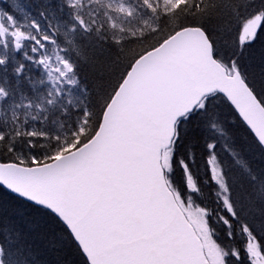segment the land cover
I'll return each instance as SVG.
<instances>
[{
	"label": "snow or ice",
	"instance_id": "snow-or-ice-1",
	"mask_svg": "<svg viewBox=\"0 0 264 264\" xmlns=\"http://www.w3.org/2000/svg\"><path fill=\"white\" fill-rule=\"evenodd\" d=\"M0 264H264V0H6Z\"/></svg>",
	"mask_w": 264,
	"mask_h": 264
},
{
	"label": "rangeland",
	"instance_id": "rangeland-1",
	"mask_svg": "<svg viewBox=\"0 0 264 264\" xmlns=\"http://www.w3.org/2000/svg\"><path fill=\"white\" fill-rule=\"evenodd\" d=\"M4 2H6V0H0V7L4 5Z\"/></svg>",
	"mask_w": 264,
	"mask_h": 264
},
{
	"label": "trees",
	"instance_id": "trees-1",
	"mask_svg": "<svg viewBox=\"0 0 264 264\" xmlns=\"http://www.w3.org/2000/svg\"><path fill=\"white\" fill-rule=\"evenodd\" d=\"M225 111H227V109L225 108ZM179 178V177H178ZM206 192H207V190H206Z\"/></svg>",
	"mask_w": 264,
	"mask_h": 264
}]
</instances>
